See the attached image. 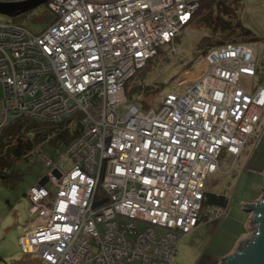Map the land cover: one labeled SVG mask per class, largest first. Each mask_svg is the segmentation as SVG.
Listing matches in <instances>:
<instances>
[{"label": "built area", "instance_id": "built-area-1", "mask_svg": "<svg viewBox=\"0 0 264 264\" xmlns=\"http://www.w3.org/2000/svg\"><path fill=\"white\" fill-rule=\"evenodd\" d=\"M200 1L46 0L54 19L40 31L0 21V132L19 117L79 124L27 192L23 251L48 264H172L201 221L208 176L264 130L254 41L201 51L197 76L173 79L158 108L125 93ZM98 188L106 200L94 206ZM227 206L206 207L204 220Z\"/></svg>", "mask_w": 264, "mask_h": 264}, {"label": "rangeland", "instance_id": "rangeland-1", "mask_svg": "<svg viewBox=\"0 0 264 264\" xmlns=\"http://www.w3.org/2000/svg\"><path fill=\"white\" fill-rule=\"evenodd\" d=\"M238 1L236 5L242 24L257 37L254 42L258 47L260 75L255 80L264 86V0ZM39 9L41 7L28 9L27 19ZM0 21H13V15L0 11ZM205 35H208L207 29L192 22L171 43L162 46L163 52L158 55L163 60L161 64L151 70H141L143 81L140 85H148V90H152L136 98L135 102L141 108H147H144V104L158 108L173 79L181 76L193 79L197 76L193 64L199 52L207 46L198 48ZM229 38L217 37L233 41L243 36L234 33ZM132 75L128 81L132 80ZM3 91V84L0 83V94ZM50 137L35 145L29 157L19 158L13 163L10 171L14 175L6 180L0 179V264H48L37 253L23 251L20 236L24 226L34 216L31 209L33 204L27 192L46 172L44 157L57 158V151L63 147ZM206 181L207 189L224 192L228 196L227 212L214 220L200 223L197 229L183 235L172 264H219L223 257L252 237L255 226L251 221L252 212L241 208V202L253 203L264 195V130L258 139H248L239 156L223 155L220 171L209 175ZM202 213L205 214V209Z\"/></svg>", "mask_w": 264, "mask_h": 264}, {"label": "trees", "instance_id": "trees-1", "mask_svg": "<svg viewBox=\"0 0 264 264\" xmlns=\"http://www.w3.org/2000/svg\"><path fill=\"white\" fill-rule=\"evenodd\" d=\"M236 4H239L238 0L200 1V5L193 14L190 23L194 22L195 24L201 25L207 29L208 35H205L198 44V48H201L203 45H207L202 52L226 41H232L217 39L218 36H226V38H229L235 33V35H241L243 38L239 40L234 38L233 41L256 40L257 37L252 30L242 24L239 18L238 5ZM36 7H41V9H39L38 12L30 18L27 19V14L30 11L28 10L13 15V21L24 23L33 30L40 31L47 23L54 19V15L45 4H41ZM162 49V47L158 48L156 54L148 59L141 68L135 71L132 75V80H127L125 83V93L128 99L135 101L136 98L152 92V90H148L150 86L144 85L145 87H142L140 85V82L143 81L141 80L143 77V71L141 72V70H151L153 67L161 64L160 62L163 60H161V57L158 55L163 52ZM259 75V69L257 68V77H259ZM144 88H146V92L143 91ZM144 106V108L149 107L147 104H144ZM78 131L79 124L75 119H67L59 124L42 123L27 117L14 119L0 132V179L6 180L14 175L13 172L10 171L13 163L19 158L29 157L32 149L39 142H42L51 136L50 139H53L56 144L63 146L67 144ZM105 200L106 197L103 191L98 188L94 200V206L99 205ZM228 201V196L224 192L213 191L206 188L204 192L200 220L205 219L202 212L206 209V207L213 204L227 206Z\"/></svg>", "mask_w": 264, "mask_h": 264}, {"label": "water", "instance_id": "water-1", "mask_svg": "<svg viewBox=\"0 0 264 264\" xmlns=\"http://www.w3.org/2000/svg\"><path fill=\"white\" fill-rule=\"evenodd\" d=\"M45 2L46 0L0 2V11L16 15ZM40 181L44 183L45 178ZM241 208L252 212L251 221L255 224L253 235L233 253L223 257L219 264H264V195L261 199L246 203V206Z\"/></svg>", "mask_w": 264, "mask_h": 264}, {"label": "crops", "instance_id": "crops-1", "mask_svg": "<svg viewBox=\"0 0 264 264\" xmlns=\"http://www.w3.org/2000/svg\"><path fill=\"white\" fill-rule=\"evenodd\" d=\"M202 222H207V220H201L200 223H202ZM200 223L198 224V227H199ZM198 227L196 226L195 228L197 229ZM195 228H194V229H195ZM207 264H208V263H207ZM209 264H210V263H209Z\"/></svg>", "mask_w": 264, "mask_h": 264}]
</instances>
